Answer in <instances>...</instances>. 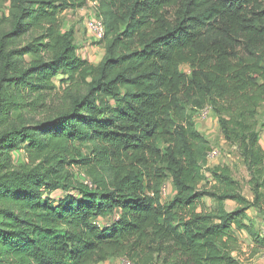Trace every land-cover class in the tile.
Masks as SVG:
<instances>
[{
    "label": "trees",
    "instance_id": "obj_1",
    "mask_svg": "<svg viewBox=\"0 0 264 264\" xmlns=\"http://www.w3.org/2000/svg\"><path fill=\"white\" fill-rule=\"evenodd\" d=\"M93 1L99 64L60 20L89 0H0V264H240V230L264 250V0ZM206 109L252 201L209 166Z\"/></svg>",
    "mask_w": 264,
    "mask_h": 264
},
{
    "label": "rangeland",
    "instance_id": "obj_2",
    "mask_svg": "<svg viewBox=\"0 0 264 264\" xmlns=\"http://www.w3.org/2000/svg\"><path fill=\"white\" fill-rule=\"evenodd\" d=\"M6 10L7 8L0 12L5 13ZM93 11L96 12L97 9L90 5L76 12L68 10L60 16V20L65 30L74 29L76 31V44L79 55L93 64H99L105 55L104 44L99 43L92 38L86 27V17L91 15ZM2 13H0V15ZM182 69L184 72L189 71L187 67H183ZM60 79H62V77H60L59 80ZM196 122L199 132L209 140L211 145L210 148H212L211 151L216 150L219 155L216 159L209 162L211 169L214 167H228L232 173L233 179L240 184L243 195L252 201L254 199V194L252 192V183L250 181L251 177L237 148L230 146L225 142L218 126V120L211 112L207 118H203L199 115ZM258 122L261 127L260 137L262 138V134H264V106L259 111ZM262 143L264 144V140ZM79 147L85 155H89L92 152V148L89 145L82 144ZM14 157L16 164L24 163L27 159L25 152L22 151L15 153ZM207 174L210 177V174ZM79 176L84 177L83 174H80ZM172 195V187L170 184H166L162 193L163 202L169 201ZM226 206L228 210H234L237 208V204L232 202H227ZM199 208L204 211H214L218 208V204L212 199L204 198L202 199ZM119 213L120 212L118 211V214ZM247 217L248 218L245 222L246 225H248L249 228H255L257 234L264 238V219L258 213L257 209L253 208L249 210L247 212ZM236 233L240 248L235 252L234 256L240 264H264V250L255 244L253 238L245 230H240ZM104 264H121V261H109Z\"/></svg>",
    "mask_w": 264,
    "mask_h": 264
},
{
    "label": "built area",
    "instance_id": "obj_3",
    "mask_svg": "<svg viewBox=\"0 0 264 264\" xmlns=\"http://www.w3.org/2000/svg\"><path fill=\"white\" fill-rule=\"evenodd\" d=\"M91 7H94L97 9V2L93 0H89V4ZM86 27L89 32V35L94 38L97 42H101L104 40L105 37V27L100 18L97 17L96 12L93 11L91 15H88L86 17ZM209 115V110L206 109L203 113V117L206 118ZM218 152L216 150H212V152L209 154V160L212 161L218 157ZM263 258H264V252H263ZM121 264H132V262L127 259H121Z\"/></svg>",
    "mask_w": 264,
    "mask_h": 264
},
{
    "label": "crops",
    "instance_id": "obj_4",
    "mask_svg": "<svg viewBox=\"0 0 264 264\" xmlns=\"http://www.w3.org/2000/svg\"><path fill=\"white\" fill-rule=\"evenodd\" d=\"M79 54V53H78ZM82 57V56H81ZM104 57V56H103ZM83 58V57H82ZM83 59H85V58H83ZM87 60V59H86ZM90 62V61H89ZM92 63V62H91ZM262 138L260 137V144H261V146H262V148L264 149V144L262 143V141L264 140V134H262Z\"/></svg>",
    "mask_w": 264,
    "mask_h": 264
},
{
    "label": "clouds",
    "instance_id": "obj_5",
    "mask_svg": "<svg viewBox=\"0 0 264 264\" xmlns=\"http://www.w3.org/2000/svg\"><path fill=\"white\" fill-rule=\"evenodd\" d=\"M101 42H102V41H101ZM208 110H209V114H210V113H211V111H210V109H208ZM203 113H204V111L201 113V115H200V116H202V117H203ZM208 116H209V115H208ZM208 116H207V117H208ZM207 117H206V118H207ZM203 118H204V117H203ZM211 152H212V151H210V152H209V154H210ZM208 157H209V155H208ZM208 159H209V158H208ZM209 162H210V160H209Z\"/></svg>",
    "mask_w": 264,
    "mask_h": 264
}]
</instances>
